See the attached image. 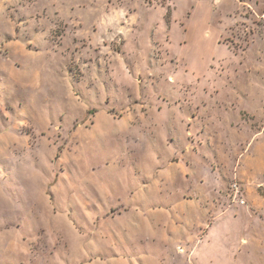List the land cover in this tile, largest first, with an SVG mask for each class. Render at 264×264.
Instances as JSON below:
<instances>
[{"label": "rangeland", "instance_id": "374dc122", "mask_svg": "<svg viewBox=\"0 0 264 264\" xmlns=\"http://www.w3.org/2000/svg\"><path fill=\"white\" fill-rule=\"evenodd\" d=\"M0 264H264V0H0Z\"/></svg>", "mask_w": 264, "mask_h": 264}, {"label": "built area", "instance_id": "2783aa9c", "mask_svg": "<svg viewBox=\"0 0 264 264\" xmlns=\"http://www.w3.org/2000/svg\"><path fill=\"white\" fill-rule=\"evenodd\" d=\"M232 192H233V195H234L235 200H236V197H237V196L239 195V193H240L239 187H238L236 184H234V185L232 186ZM241 204H244V202L241 201Z\"/></svg>", "mask_w": 264, "mask_h": 264}]
</instances>
